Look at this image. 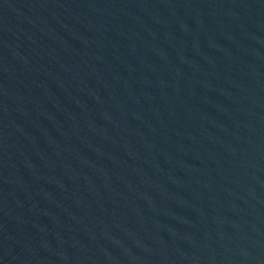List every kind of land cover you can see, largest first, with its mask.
I'll list each match as a JSON object with an SVG mask.
<instances>
[{
	"label": "water",
	"instance_id": "1",
	"mask_svg": "<svg viewBox=\"0 0 264 264\" xmlns=\"http://www.w3.org/2000/svg\"><path fill=\"white\" fill-rule=\"evenodd\" d=\"M0 264H264V0H0Z\"/></svg>",
	"mask_w": 264,
	"mask_h": 264
}]
</instances>
